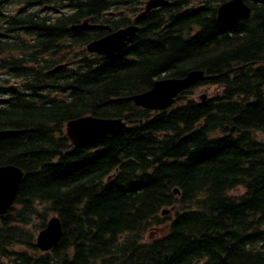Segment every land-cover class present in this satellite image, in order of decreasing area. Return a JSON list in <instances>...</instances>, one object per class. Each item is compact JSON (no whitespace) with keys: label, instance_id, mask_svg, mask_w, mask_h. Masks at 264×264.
<instances>
[{"label":"trees","instance_id":"1","mask_svg":"<svg viewBox=\"0 0 264 264\" xmlns=\"http://www.w3.org/2000/svg\"><path fill=\"white\" fill-rule=\"evenodd\" d=\"M144 1L0 0V131H18L0 166L24 172L0 264H264V2L223 24L228 0H167L113 57L85 50L106 31L69 30L126 27ZM191 71L208 78L165 110L123 100ZM89 115L126 127L77 148L63 126ZM50 213L63 235L42 253Z\"/></svg>","mask_w":264,"mask_h":264},{"label":"water","instance_id":"2","mask_svg":"<svg viewBox=\"0 0 264 264\" xmlns=\"http://www.w3.org/2000/svg\"><path fill=\"white\" fill-rule=\"evenodd\" d=\"M264 2V0H261ZM167 0H148L144 10L133 20L132 25L110 32L108 35L90 42L86 46V51L103 57H113L126 48L136 37L138 23L144 19L152 10L167 6ZM251 16V8L244 0H229L222 3L217 9L219 22L227 24L236 21L248 20ZM72 32H83L90 30H107L109 26L91 24L84 21L81 24L70 27ZM206 79L203 71H191L183 78L160 79L153 83L152 88L142 94H136L124 98L125 101L133 102L137 107L161 111L168 108L174 99L187 88L194 86L198 82ZM202 101L206 95L200 97ZM126 124L121 119L98 118L94 116L81 117L68 121L66 124V135L75 147H83L89 143L100 140L108 134H113L123 129ZM18 131L2 130L0 139H5L17 134ZM24 172L13 165L0 166V216L6 214L8 209L14 204ZM178 195V189L173 190ZM169 211L162 212L167 215ZM63 235L62 226L58 217L54 216L36 237V246L42 252H48L58 245Z\"/></svg>","mask_w":264,"mask_h":264},{"label":"flooded vegetation","instance_id":"3","mask_svg":"<svg viewBox=\"0 0 264 264\" xmlns=\"http://www.w3.org/2000/svg\"><path fill=\"white\" fill-rule=\"evenodd\" d=\"M32 68H33V67H32ZM45 73H46V72H45ZM2 76H5V74L2 73ZM1 82H2V81L0 80V83H1ZM4 83H6V82H4ZM7 83H9V85L4 86L5 88L9 87V89H13L14 86H15V87L17 86L15 80L7 81ZM9 98H10V97H9V94H8L7 92H5V93H0V100H3L4 102H6V101H8Z\"/></svg>","mask_w":264,"mask_h":264},{"label":"rangeland","instance_id":"4","mask_svg":"<svg viewBox=\"0 0 264 264\" xmlns=\"http://www.w3.org/2000/svg\"><path fill=\"white\" fill-rule=\"evenodd\" d=\"M145 1H146V0H145ZM145 1H144V3H145ZM144 3H143V5H144ZM142 7H143V6H142ZM142 7H141V8H142ZM126 10H127V9H123V11H126ZM125 14H127V13H125ZM115 16H116V15H115ZM115 16H114V17H115ZM203 90H204V89H200V90H198V91H197V96H200L201 94H204V93H202ZM261 139L264 141V137H261ZM237 191L241 192L242 190L239 188V189H237ZM53 215H55V214L50 213L49 218L52 217ZM169 215H170V214H169ZM170 216H171V218L174 217L173 214H171ZM38 233H39V232H38ZM38 233H37V234H38ZM37 234L35 235V242H36ZM149 236H150V235H146V238H149ZM155 237H156V233H155L154 235L151 236V238H155Z\"/></svg>","mask_w":264,"mask_h":264},{"label":"bare ground","instance_id":"5","mask_svg":"<svg viewBox=\"0 0 264 264\" xmlns=\"http://www.w3.org/2000/svg\"><path fill=\"white\" fill-rule=\"evenodd\" d=\"M144 1V0H143ZM229 1V0H228ZM226 2V1H225ZM224 3V2H223ZM142 7V6H141ZM218 9V8H217ZM217 9H216V16H217ZM133 15V14H132ZM103 18V17H102ZM217 20H218V18H217ZM219 21V20H218ZM221 23V22H220ZM60 65V64H59ZM71 65V64H70ZM72 66V65H71ZM67 67H69V65L67 66ZM64 68H65V66H64ZM53 69V68H52ZM70 69H72V68H70ZM54 70V69H53ZM60 71V70H59ZM58 71V72H59ZM183 78V77H182ZM18 82V81H17ZM46 89V88H45ZM48 92V91H47ZM45 95V94H44ZM48 95V94H47ZM56 97H57V95H56ZM47 101V100H46ZM126 102V101H125ZM129 103H131V102H129ZM140 109V108H139ZM63 127H65V126H63ZM67 137V136H66ZM78 148V147H77ZM23 171V170H22ZM162 213V212H161ZM165 217V216H164Z\"/></svg>","mask_w":264,"mask_h":264}]
</instances>
